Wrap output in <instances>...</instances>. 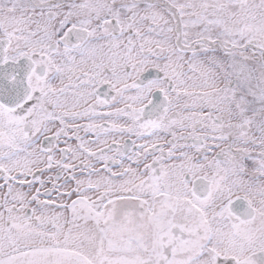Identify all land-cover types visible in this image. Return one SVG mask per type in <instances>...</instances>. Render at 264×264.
<instances>
[{"label":"snow or ice","instance_id":"6c2138e0","mask_svg":"<svg viewBox=\"0 0 264 264\" xmlns=\"http://www.w3.org/2000/svg\"><path fill=\"white\" fill-rule=\"evenodd\" d=\"M0 264H264V0H0Z\"/></svg>","mask_w":264,"mask_h":264}]
</instances>
